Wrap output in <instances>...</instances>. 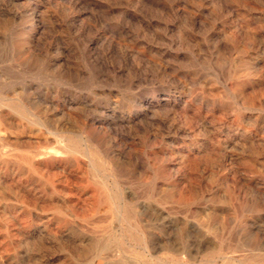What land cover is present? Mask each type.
<instances>
[{
  "label": "rangeland",
  "instance_id": "obj_1",
  "mask_svg": "<svg viewBox=\"0 0 264 264\" xmlns=\"http://www.w3.org/2000/svg\"><path fill=\"white\" fill-rule=\"evenodd\" d=\"M0 101L14 127L0 132V264H264V0H0ZM109 159L155 233L180 245L202 223L208 249L153 260L123 245L135 232L91 212Z\"/></svg>",
  "mask_w": 264,
  "mask_h": 264
},
{
  "label": "bare ground",
  "instance_id": "obj_2",
  "mask_svg": "<svg viewBox=\"0 0 264 264\" xmlns=\"http://www.w3.org/2000/svg\"><path fill=\"white\" fill-rule=\"evenodd\" d=\"M252 18V17H251ZM259 21V20H258ZM263 23V22H262ZM248 26V25H247ZM237 30V29H236ZM236 32V31H235ZM218 39V38H217ZM220 42H222V41H220ZM216 43H218V42H216ZM215 50H217V49H215ZM214 50V51H215ZM209 84V83H208ZM211 90V89H210ZM217 90V89H216ZM214 91V90H213ZM212 91V92H213ZM206 92V91H205ZM220 92V91H219ZM211 93V92H210ZM223 94V93H222ZM213 95V93H211V96ZM214 97V96H213ZM220 97H222L221 95H220ZM147 99V98H146ZM219 99V98H218ZM8 100V99H7ZM174 100V99H173ZM221 100V99H220ZM9 101V100H8ZM144 101V100H143ZM161 101V100H160ZM172 101V100H171ZM181 101V100H180ZM169 102V101H168ZM179 102V101H178ZM19 103H21V104H19V109L17 108H15L14 110H15V114L17 115V117H26V116H35L36 117V115L38 114L37 112H36V109H32L31 107L32 106H29V104H27V103H22V102H19ZM147 103V102H146ZM188 103V102H187ZM2 104H3V106H2ZM138 104V103H137ZM214 104V103H213ZM8 106V108H10V105H8V104H4V102H2V101H0V108L2 109V108H4V106ZM16 105H18V104H16ZM33 105V104H32ZM141 105V104H140ZM185 105V104H184ZM183 105V106H184ZM136 106V105H135ZM175 106V105H174ZM110 107V106H109ZM144 107V106H143ZM182 108V107H181ZM113 109V108H112ZM169 109H171V108H169ZM153 110V109H152ZM6 111V110H5ZM9 111V110H8ZM168 111V110H167ZM116 112V111H115ZM120 112V111H119ZM125 112V111H124ZM143 112V111H142ZM37 113V114H36ZM135 113V112H134ZM155 113H157V112H155ZM159 113V112H158ZM168 113H169V111H168ZM183 114V113H182ZM13 115H14V113H13ZM106 115V114H105ZM114 115V114H113ZM136 115V114H135ZM140 115V114H139ZM117 116V115H116ZM14 117V116H13ZM34 117V118H35ZM106 117H108L107 115H106ZM110 117V116H109ZM113 117V116H112ZM133 117V116H132ZM135 117V116H134ZM152 117H154V116H152ZM37 118V117H36ZM116 119V118H115ZM138 119V118H137ZM146 119V118H145ZM151 119V118H150ZM185 119H186V117H185ZM34 120V119H33ZM187 120V119H186ZM201 120V119H200ZM15 121V120H14ZM16 121H18V120H16ZM118 121V120H117ZM185 121V120H184ZM204 121V120H203ZM37 122V121H36ZM16 123H18V122H16ZM15 123V124H16ZM104 124V123H103ZM114 124V123H113ZM122 124V123H121ZM132 124V123H131ZM24 126V125H23ZM121 126V125H120ZM123 126V125H122ZM137 126H139V125H137ZM142 126V125H141ZM21 127V126H20ZM112 127V126H111ZM111 127H109V128H111ZM127 127V126H126ZM140 127V126H139ZM14 128V127H13ZM12 128V118L9 116V114H7L6 112H4V111H1L0 110V132H8V131H10V130H12L13 129ZM25 128H26V126H25ZM28 128V127H27ZM30 128V127H29ZM101 128V127H100ZM117 128V127H116ZM120 128V127H119ZM123 128V127H122ZM125 128V127H124ZM104 129V128H103ZM115 129V128H114ZM126 129V128H125ZM137 129V128H136ZM142 129V128H141ZM116 130V129H115ZM117 130H118V128H117ZM140 130V129H139ZM33 131V130H32ZM31 131V132H32ZM39 131V130H38ZM114 131V130H113ZM127 131V130H126ZM117 132V131H116ZM236 132H237V130H236ZM18 133V132H17ZM65 133L66 132H55V133H50V134H52V135H54V136H59V138H64L65 136ZM67 133H69V132H67ZM66 133V134H67ZM120 134H121V132H120ZM228 134V133H227ZM226 134V135H227ZM241 134V133H240ZM13 135V134H12ZM36 135V134H35ZM72 135V134H71ZM231 135V134H230ZM233 135H235V133L233 134ZM3 136V135H2ZM1 136V137H2ZM122 136V135H121ZM236 136V135H235ZM243 136V135H242ZM245 136V135H244ZM243 136V137H244ZM5 137V136H4ZM14 137V136H13ZM37 137H38V135H37ZM123 137V136H122ZM241 137V136H240ZM243 137H241L240 139H242ZM124 138H125V136H124ZM229 138V137H228ZM4 139V138H3ZM6 139H8V138H6ZM5 139V140H6ZM47 139V138H46ZM86 139V138H85ZM95 139V138H94ZM236 139V138H235ZM15 140H17V139H15ZM43 140V139H42ZM57 140H58V138H57ZM223 140V139H222ZM19 141H20V139H19ZM65 141V140H64ZM67 141V140H66ZM72 141V140H71ZM244 141V140H243ZM248 141V140H247ZM252 141V140H251ZM56 142V141H55ZM84 142H85V150L87 151L89 148H88V146L89 145H91V146H93V142H92V139H90V136H87V139L86 140H84ZM99 142V141H98ZM224 142V141H223ZM253 142V141H252ZM13 143H15V142H13ZM32 143V142H31ZM52 143V142H51ZM62 144V143H61ZM80 144V143H79ZM101 144V143H100ZM105 144V143H104ZM133 144V143H132ZM215 144H217V143H215ZM225 144V143H224ZM40 145V144H39ZM59 145V144H58ZM84 145V144H83ZM99 145V144H98ZM255 145H257V144H255ZM254 145V146H255ZM57 146V145H56ZM61 146V145H60ZM134 146V145H133ZM211 146V145H210ZM2 147V146H1ZM4 147V146H3ZM7 147V146H6ZM38 147V146H37ZM42 147V146H41ZM58 147V146H57ZM63 147V146H62ZM83 147V146H82ZM129 147V146H128ZM131 147V146H130ZM230 147V146H229ZM239 147H240V145H239ZM251 147V146H250ZM92 148V147H91ZM96 148V147H95ZM111 148V147H110ZM133 148V147H132ZM189 148V147H188ZM260 148V147H259ZM63 149H65V148H63ZM109 149V148H108ZM128 149H130V148H128ZM235 149V148H234ZM242 149V148H241ZM240 149V150H241ZM256 149V148H255ZM258 149V148H257ZM31 150V149H30ZM35 150V149H34ZM83 150V149H82ZM112 150V149H111ZM207 150V149H206ZM216 150V149H215ZM36 151V150H35ZM56 151V150H55ZM67 151L70 153V154H72V155H75L76 154V149L74 148V146H73V144H71L69 147H68V149H67ZM101 151V150H100ZM105 151V150H104ZM103 151V152H104ZM107 151V150H106ZM225 151V150H224ZM238 151H239V149H238ZM19 152V151H18ZM58 152V151H57ZM66 152V151H65ZM115 152V151H114ZM117 152H118V150H117ZM214 152V151H213ZM221 152V151H220ZM229 152V151H228ZM233 152V151H232ZM253 152H254V150H253ZM3 153H5V152H3ZM16 153V152H15ZM36 153V152H35ZM63 153V152H62ZM129 153V152H128ZM186 153V152H185ZM237 153V152H236ZM256 153V152H255ZM51 153L50 152H44V151H39L38 153H37V156L38 157H43V158H47L49 155H50ZM67 154V153H66ZM87 154V153H86ZM99 154H100V152H99ZM107 154V153H106ZM114 154V153H113ZM207 154V153H206ZM212 154V153H211ZM211 154H210V152H209V155L211 156ZM214 154V153H213ZM92 155V154H91ZM104 155V154H103ZM183 155V154H182ZM216 155V154H215ZM233 155H235V153L233 154ZM11 156V155H10ZM18 156V155H17ZM24 156V155H23ZM57 156H59L58 154H57ZM93 156V155H92ZM184 156V155H183ZM221 156V155H220ZM223 156V155H222ZM240 156V155H239ZM20 157V156H19ZM51 157V156H50ZM111 157V156H110ZM185 157V156H184ZM190 157V156H189ZM212 157H214V156H212ZM211 157V158H212ZM218 157V156H217ZM230 157V156H229ZM235 157H237V156H235ZM17 158V157H16ZM32 158V157H31ZM77 158V157H76ZM119 158H120V156H119ZM183 158V157H182ZM191 158V157H190ZM224 158V157H223ZM2 159V158H1ZM11 159V158H10ZM20 159H22V158H20ZM97 159V158H96ZM197 159H198V156H197ZM201 159V158H200ZM239 159V158H238ZM257 159V158H256ZM3 160H4V158H3ZM7 160V159H6ZM15 159H13V161H14ZM19 160V159H18ZM23 160V162L25 161V159H22ZM21 160V161H22ZM30 159H28V160H26V162L25 163H28L29 164V166L32 168V167H34V165L35 164H33V162H31V161H29ZM52 160V159H51ZM120 160H123V159H120ZM141 160V159H140ZM202 160H203V158H202ZM205 160H206V158H205ZM224 160V159H223ZM98 161V160H97ZM201 161V160H200ZM207 161V160H206ZM240 161V160H239ZM6 162H8V161H6ZM10 162V161H9ZM17 162V161H16ZM19 162V161H18ZM73 162H75V164L76 165H78V162H77V159H74V161ZM142 162V161H141ZM140 162V163H141ZM145 162V161H144ZM196 162V161H195ZM213 162H215V161H213ZM219 162H221V161H219ZM244 162V161H243ZM250 163H251V161H249ZM1 163V162H0ZM12 162H10V164H11ZM22 163V162H21ZM92 163V162H91ZM105 163V162H104ZM108 165L110 166L111 165V171H112V173L111 174H113L112 176H113V178L115 179V181L113 182V184H112V190H111V193L109 194V193H107V194H103V191L100 189H98L99 190V202H97L96 201V196L94 195L93 196V198H94V201H93V204H92V208H91V212H93L92 210H95V209H97L98 207H99V209L101 208V207H106V209H108V210H113V212H114V215L118 218V220H119V222H120V228L122 229V224H127L128 225V229H130V230H132V232H135V235H134V233H132V234H128L129 236H128V238H124V234H121V235H119V236H121V239H122V243H124L123 245H127L128 246V248H131V250L133 249L134 251H138V252H140L142 255H144V256H148V257H150L151 259H153V260H157V258L159 257H157V254L159 253H162V252H179V251H181V252H196V251H201V250H204V249H208V247L210 246V243L211 242H208L206 239H205V235L203 236H201V235H199V234H201V233H199V229H200V227H201V224L200 223H198V222H192L193 224H190V225H188V227H187V232H186V236L185 237H187V238H189V239H191V241H189V242H184V243H182V244H180V245H176V243H174V242H171V240L170 239H168V237L167 238H164L163 237V235H160V234H158V233H155L153 230H155L156 228H157V226H156V224L154 225V224H152L151 223V219L150 218H148V215H149V213L151 212V210L149 209V208H147V206L146 207H137V206H135L134 204H133V201H132V199L131 198H129V196H127V195H125V194H123V193H120L119 191H120V188H119V183H118V181L116 180L117 178H120V174H121V171H120V168H119V165H116V164H114L113 162H112V160H108ZM197 163H198V161H197ZM196 163V164H197ZM200 163V162H199ZM210 163V162H209ZM256 163H257V161H256ZM2 164V163H1ZM3 164H5V163H3ZM41 164V163H40ZM81 164V163H80ZM194 164V163H193ZM201 164V163H200ZM203 164H206V162H204ZM11 165H14V164H11ZM19 165V164H18ZM81 165H83V164H81ZM135 165V164H134ZM209 165V164H208ZM211 165H213V163L211 164ZM210 165V166H211ZM216 165V164H215ZM214 165V166H215ZM251 165H252V163H251ZM6 166H7V164H6ZM17 165H15V167H16ZM28 166V167H29ZM93 166V165H92ZM107 166V165H106ZM198 166V165H197ZM196 166V167H197ZM222 166V165H221ZM227 166V165H226ZM20 167H23V166H20ZM29 167V168H30ZM94 167V166H93ZM200 167V166H199ZM220 167V166H219ZM232 167V166H231ZM8 168V167H7ZM50 168V167H49ZM95 168H97V167H95ZM143 168H145V167H143ZM206 168V167H205ZM211 168H213V167H211ZM211 168H209V170L211 169ZM74 169H76V168H74ZM109 169H110V167H109ZM136 169V168H135ZM217 169V168H216ZM219 169V168H218ZM221 169V168H220ZM224 169V168H223ZM232 169V168H231ZM235 169V168H234ZM19 170V169H18ZM32 170V169H31ZM64 170V169H63ZM80 170V169H79ZM213 170H215V169H213ZM227 170V169H226ZM228 170H230V169H228ZM82 171V170H81ZM130 171H133V169L132 170H130ZM144 171V170H143ZM219 171V170H218ZM243 171V170H242ZM34 172V171H33ZM215 172H217V171H215ZM223 172V171H222ZM244 172V171H243ZM16 173V172H15ZM46 173V172H45ZM102 173H103V171H102ZM105 173H107V172H105ZM134 173V172H133ZM198 173V172H197ZM239 173H241V172H239ZM33 174V173H32ZM35 174V173H34ZM215 174V173H214ZM29 175V174H28ZM216 175V174H215ZM233 175H234V173H233ZM236 175V174H235ZM101 176V175H100ZM104 176V175H103ZM220 176H222V174L220 175ZM241 176V175H240ZM243 176V175H242ZM241 176V177H242ZM198 177H199V175H198ZM213 177V176H212ZM216 177V176H215ZM236 177V176H235ZM50 178V177H49ZM105 178V177H104ZM108 178V177H107ZM120 179H122V178H120ZM199 179V178H198ZM222 179H223V177H222ZM225 179V178H224ZM87 180V179H86ZM107 180V179H106ZM192 181H193V179H191ZM201 180V179H200ZM219 181V180H218ZM217 181V182H218ZM223 181V180H222ZM221 181V182H222ZM109 182V181H108ZM224 182V181H223ZM223 182L221 183V184H223ZM238 182V181H237ZM51 183V182H50ZM86 183V182H85ZM187 184H188V182H187ZM190 184V183H189ZM235 184H236V182H235ZM51 185H53V184H51ZM172 185H173V183H172ZM225 185V184H224ZM227 185V184H226ZM225 185V186H226ZM184 186V185H183ZM174 187V186H173ZM221 187V186H220ZM227 187V186H226ZM236 187V186H235ZM155 188V187H154ZM171 188V187H170ZM194 188H195V186H194ZM198 188H200V187H198ZM228 188V187H227ZM183 189V188H182ZM181 189V190H182ZM237 189H239V188H237ZM236 189V190H237ZM97 190V191H98ZM124 190V189H123ZM148 190V189H147ZM152 190V189H151ZM150 190V191H151ZM184 190H185V188H184ZM195 190V189H194ZM197 190V189H196ZM225 190V189H224ZM229 190V189H228ZM94 191V190H93ZM155 191V190H154ZM128 192V191H127ZM163 192V191H162ZM200 192V191H199ZM235 192V191H234ZM233 192V193H234ZM243 192V191H242ZM149 193V192H148ZM155 193V192H154ZM164 193H165V191H164ZM173 193V192H172ZM230 193H232V191H230ZM237 193V192H236ZM240 193V192H239ZM53 194V193H52ZM94 194V193H93ZM170 194V193H169ZM167 195V194H166ZM239 195V194H238ZM237 195V196H238ZM231 196V195H230ZM234 196H235V194H234ZM236 196V197H237ZM2 197V196H1ZM52 197H54V196H52ZM133 197V196H132ZM168 197V196H167ZM160 198V197H159ZM235 198V197H234ZM161 199V198H160ZM178 200V199H177ZM242 200V199H241ZM244 200V199H243ZM237 201V200H236ZM245 202V201H244ZM2 203H4V202H2ZM6 203V202H5ZM4 203V204H5ZM237 203V202H236ZM59 204V203H58ZM239 204V203H238ZM10 205V204H9ZM15 205H16V203H15ZM139 205V204H138ZM11 206V205H10ZM71 206H73V205H71ZM83 206V205H82ZM111 206H113V207H111ZM7 207V206H6ZM5 207V208H6ZM12 207V206H11ZM68 207V206H67ZM74 207V206H73ZM91 206H89V208H90ZM26 208H28V207H26ZM54 208V207H53ZM87 208V207H86ZM158 208V207H157ZM19 209V208H18ZM21 209V208H20ZM98 209V210H99ZM48 210H49V208H48ZM53 210V209H52ZM71 210V214L73 215V214H76V212L73 210V209H70ZM97 210V211H98ZM199 210V209H198ZM2 211H4V210H2ZM56 211H57V209H56ZM81 211V210H80ZM100 211V210H99ZM104 211V210H103ZM201 211V210H200ZM208 211V210H207ZM222 211V210H221ZM29 212V211H28ZM52 212V211H51ZM84 212V211H83ZM88 213H89V210L87 211ZM90 212V213H91ZM218 212V211H217ZM4 213V212H3ZM48 213H50V212H48ZM57 213V212H56ZM64 213V212H63ZM87 213V214H88ZM208 213V212H207ZM213 213V212H212ZM42 214H43V212H42ZM62 214V213H61ZM70 214V215H71ZM80 214H81V212H80ZM85 214V213H84ZM96 214V213H95ZM101 214V213H100ZM105 214V213H104ZM159 214V213H158ZM222 214V213H221ZM47 215V214H46ZM206 215V214H205ZM54 216V215H53ZM57 216V215H56ZM67 216V215H66ZM87 216H89V215H87ZM92 216V215H91ZM111 216V215H110ZM113 216V215H112ZM49 217V216H48ZM70 217V216H69ZM72 217V216H71ZM70 217V218H71ZM74 217V216H73ZM78 217V216H77ZM82 217V216H81ZM84 217V216H83ZM82 217V218H83ZM147 218V219H144V218ZM53 218V217H52ZM51 218V219H52ZM61 218V217H60ZM68 218V217H67ZM195 218V217H194ZM202 218V217H201ZM206 218V217H205ZM219 218V217H218ZM224 218H226V217H224ZM230 218V217H229ZM6 219V218H5ZM73 219V218H72ZM79 219V218H78ZM116 219V218H115ZM81 220V219H80ZM83 220V219H82ZM85 220V219H84ZM83 220V221H84ZM98 220V219H97ZM107 220V219H106ZM109 220H111V219H109ZM108 220V221H109ZM154 220V219H153ZM204 220H206V219H204ZM238 220V219H237ZM236 220V221H237ZM86 221V220H85ZM166 221V220H165ZM193 221V220H192ZM227 221V220H226ZM73 222V221H72ZM77 222H79V221H77ZM119 222H118V224H119ZM158 222V221H157ZM156 222V223H157ZM187 222V221H186ZM200 222H202V221H200ZM41 223H43V222H41ZM71 223V222H70ZM75 223V222H74ZM81 223V222H80ZM111 223V222H110ZM181 223V222H180ZM220 223H222L221 224V226H222V229H223V232L222 233H224L226 230L225 229H227V228H225V226H224V219L222 218V222H220ZM233 223H234V221H233ZM242 223V222H241ZM77 224V223H76ZM79 224V223H78ZM95 224H96V221H95ZM113 224V223H112ZM171 224V223H170ZM203 224H205V226L204 227H207L208 229L209 228H211L212 227V225L214 224V217H212V216H210V217H208V219H207V221H206V223H204L203 222ZM218 224V223H217ZM46 225V224H45ZM114 225V224H113ZM168 225V224H167ZM180 225V224H179ZM216 225V224H215ZM228 225V224H227ZM237 225V224H236ZM235 225V226H236ZM5 226V225H4ZM97 226V225H96ZM101 226V225H100ZM99 226V228H102V227H100ZM165 226V225H164ZM175 226V225H174ZM218 227H219V224L217 225ZM6 227V226H5ZM47 227V226H46ZM107 227V226H106ZM105 227V228H106ZM168 227V226H167ZM173 227V226H172ZM180 227V226H179ZM104 228V227H103ZM102 228V229H103ZM119 228V229H120ZM176 228V227H175ZM217 228V227H216ZM101 229V230H102ZM161 229V228H160ZM204 229V228H203ZM213 229V228H212ZM218 229V228H217ZM217 229L215 230V232L217 231ZM48 230V229H47ZM46 230V231H47ZM58 230V229H57ZM100 230V229H99ZM100 230V231H101ZM107 230H109V229H107ZM129 230V231H130ZM165 230V229H164ZM179 230V229H178ZM181 230V229H180ZM183 230V229H182ZM225 230V231H224ZM77 231H79V230H77ZM81 231V230H80ZM114 231V230H113ZM168 231V230H167ZM184 231V230H183ZM219 231H220V229H219ZM61 232H63V231H61ZM66 232V231H65ZM70 232H72V230L70 231ZM171 232V231H170ZM170 232H169V234H170ZM182 232V231H181ZM213 232V231H212ZM4 233V232H3ZM44 233V232H43ZM48 233H49V231H48ZM56 233V232H55ZM58 233V232H57ZM109 233V232H108ZM121 233V232H120ZM164 233V232H163ZM208 233H210V232H208ZM60 234V233H59ZM64 234V233H63ZM167 234V233H166ZM181 234V233H180ZM220 234H221V232H220ZM69 235H70V233H69ZM111 235V234H110ZM182 235H184V234H182ZM74 236V235H73ZM116 236V235H115ZM219 236V235H218ZM101 238V237H100ZM173 238V237H172ZM182 238H184V237H182ZM213 238H215V237H213ZM216 239V238H215ZM175 240V239H174ZM214 240V239H213ZM220 240V239H219ZM222 240V239H221ZM111 241V240H110ZM217 241V240H216ZM215 241V242H216ZM232 241V240H231ZM213 242V241H212ZM218 242V241H217ZM237 242H240V241H237ZM119 243V242H118ZM222 243V242H221ZM224 243V242H223ZM226 243V242H225ZM230 243V242H229ZM107 244H108V241H107ZM106 244V245H107ZM120 244V243H119ZM213 244V243H212ZM228 244V243H227ZM231 244V243H230ZM222 245V244H221ZM225 246V245H224ZM232 246H233V244H232ZM126 247V246H125ZM230 247V246H229ZM124 248V247H123ZM218 248V247H217ZM220 248V247H219ZM225 249V248H224ZM223 249V250H224ZM230 249V248H229ZM216 250V249H215ZM133 251V252H134ZM228 251V250H227ZM100 252V251H99ZM102 253V252H101ZM195 254V253H194ZM132 255H134V254H132ZM136 255V254H135ZM113 256V255H112ZM127 256V255H126ZM123 257V256H122ZM134 257V256H133ZM137 257V256H136ZM141 258H142V256H141ZM112 259V258H111ZM110 259V260H111ZM121 259V258H120ZM137 259H138V257H137ZM140 260V259H139ZM143 260H145V259H142V261ZM141 261V262H142ZM152 261V260H151ZM99 264H102V260L101 259H99ZM104 264V263H103ZM121 264V263H120Z\"/></svg>",
  "mask_w": 264,
  "mask_h": 264
}]
</instances>
